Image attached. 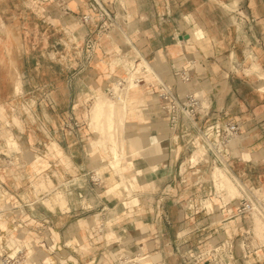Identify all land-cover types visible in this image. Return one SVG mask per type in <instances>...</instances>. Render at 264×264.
I'll return each instance as SVG.
<instances>
[{
	"label": "crops",
	"instance_id": "crops-1",
	"mask_svg": "<svg viewBox=\"0 0 264 264\" xmlns=\"http://www.w3.org/2000/svg\"><path fill=\"white\" fill-rule=\"evenodd\" d=\"M126 61L142 82L119 90L113 133L131 197L107 194L120 178L90 126ZM162 87L200 98L195 129L170 128ZM1 119L0 263L264 264L256 220L229 214L241 186L212 175L264 191V0H0ZM214 122L239 126L222 164L191 151Z\"/></svg>",
	"mask_w": 264,
	"mask_h": 264
},
{
	"label": "built area",
	"instance_id": "built-area-1",
	"mask_svg": "<svg viewBox=\"0 0 264 264\" xmlns=\"http://www.w3.org/2000/svg\"><path fill=\"white\" fill-rule=\"evenodd\" d=\"M96 6L100 10L99 17L108 18L107 12H105L96 2ZM89 17L84 16V21H88ZM143 72H146L143 69ZM138 72L135 73L134 86H138L142 79L137 76ZM187 79V78H185ZM123 82L120 84V86ZM158 98L163 101L162 109L165 111L170 128L177 126L179 121L184 122L186 130L195 129V116L200 113L202 109L201 100L194 94H184L178 96L173 94L170 89L162 87L158 92ZM239 131V126L234 122H226L220 124L219 122L211 123L201 130H198L196 135L197 141L204 146V155L210 156L215 162L222 164L220 158H225L226 150L229 148V142ZM193 142V141H192ZM194 143V142H193ZM261 191L259 188H249L241 190L240 197L237 198L239 201L238 206L235 207L234 214L229 211L230 217L248 215L253 219H257L264 224V199L260 197ZM255 219V220H256ZM17 254L10 256L9 254L3 256L0 264H13L14 258Z\"/></svg>",
	"mask_w": 264,
	"mask_h": 264
},
{
	"label": "bare ground",
	"instance_id": "bare-ground-1",
	"mask_svg": "<svg viewBox=\"0 0 264 264\" xmlns=\"http://www.w3.org/2000/svg\"><path fill=\"white\" fill-rule=\"evenodd\" d=\"M147 65V64H146ZM133 66V65H132ZM140 68L142 69H145V70H149L146 66H144L143 65V63L142 64H140ZM140 70V69H139ZM135 73H136V68H135V65L132 67V68H130L129 69V71L127 72V74H126V77H124L122 80H119V81H117V83H116V87H115V90H116V92H114V93H112L111 94V96H115V97H118V99L119 100H121L120 102H121V105L119 106V108H122V111L123 112H125V100H122L121 99V97H120V94H119V90L120 89H125V87H126V85H127V81L128 80H130V83H129V85H131V84H134V78H135ZM123 82V84L120 86V84ZM118 93V94H117ZM121 94L122 95H124L122 92H121ZM117 95V96H116ZM123 98H124V96H123ZM115 113H116V107L112 104H110V103H107L106 101H103V99H102V97H98L97 99H96V101H95V103H94V114H93V117H94V120H93V125L96 127V126H99L98 125V122H100L98 119L99 118H101L102 116H103V114H105L106 115V118H108V131L110 130V132L109 133H111L112 132V130H111V125H113L114 124V122H113V119H114V117H115ZM106 118H105V121H106ZM111 122H113V124H111ZM106 127V128H107ZM109 127H111L110 129H109ZM108 133V132H107ZM111 137H113V136H111ZM114 138V137H113ZM113 140V139H112ZM114 144H115V141H114ZM112 145H113V143H112ZM117 146V145H116ZM114 147V148H112L113 150L111 151V155L113 156V160L111 161V163H110V166L112 167V169H113V171H115L116 172V174H118L119 175V177L118 178H120V181L118 182V183H116L115 185H113V186H111L110 188H108V190H106L107 191V194H111V193H113V192H116V191H118V192H120L121 194L122 193H125L126 194V196H128V197H131L130 196V191H131V189L127 186V184H125V182H124V180H123V175H122V173H121V169H120V159H121V157H120V155H119V151H118V149H117V147ZM122 147V146H121ZM194 159V158H193ZM221 159V161H222V159L223 158H220ZM219 169V168H218ZM218 169H217V171H218ZM221 171V173H222V170H220ZM216 173V172H215ZM215 173H213V175H215ZM224 173V172H223ZM216 174H220V173H216ZM216 177H217V175H215ZM215 176H213V178L215 179ZM219 176V175H218ZM221 177H217V179H219V178H221V184L222 185H226L227 186V189H228V192H229V195L231 194V196L232 195H234L235 193H236V189H235V187L233 186V181H230V178L229 177H227V174L226 175H224V174H221L220 175ZM217 181V180H216ZM218 183V182H217ZM238 183V182H237ZM225 186V187H226ZM221 187V186H220ZM224 187V186H223ZM130 189V190H129ZM226 189V190H227ZM123 195V194H122ZM262 196V197H261ZM260 197L261 198H263L264 199V195L263 194H261L260 195ZM131 203H130V205H132V204H136L137 203V201H135V200H132V201H130ZM139 203V202H138ZM129 205V206H130ZM121 206L122 207H126V203H124V202H122L121 203ZM256 219V218H255ZM259 221V220H258ZM256 222H257V219H256ZM259 222H261V221H259ZM263 224V223H262ZM264 225V224H263Z\"/></svg>",
	"mask_w": 264,
	"mask_h": 264
},
{
	"label": "rangeland",
	"instance_id": "rangeland-1",
	"mask_svg": "<svg viewBox=\"0 0 264 264\" xmlns=\"http://www.w3.org/2000/svg\"><path fill=\"white\" fill-rule=\"evenodd\" d=\"M125 64H126V70H127V72L129 71V69L130 68H132L133 66H134V63L133 62H131V61H126L125 62ZM133 65V66H132ZM126 72V73H127ZM126 77V76H125ZM119 92V91H118ZM118 94V93H117ZM119 94H120V97H121V99L122 100H124L125 98H123V96L124 95H122L121 94V92H119ZM98 96H100V97H102V99H103V101H106V102H113V103H115V107H119L120 105H121V100H117V98L114 100V101H111V98L109 97L108 98V96L107 95H105V94H101V95H98ZM117 96V95H116ZM126 97V96H125ZM95 101H96V99H95ZM95 101H94V103H95ZM94 103H93V105H92V108H91V110H90V113H91V123H90V126H91V128H93L95 131H97L98 133H99V143H98V145L100 146V147H102V148H110V153H111V151L113 150L112 148H114L115 146H116V141H115V137H114V133H113V130L115 129V121L113 120V122H114V124H113V122H111V124H113V125H111V127H109V129L111 128V130H112V132L111 133H109L110 132V130L108 131V118H106V115H104V116H102L100 119H99V121L100 122H98V125L99 126H96L95 128H94V126H92V116H93V114H94ZM24 109H25V111L26 112H28L29 111V109L27 108V107H24ZM119 112H120V109H119ZM105 118H106V121H105ZM0 128L1 129H6L5 128V125H8V122L6 121V120H4V119H1L0 120ZM107 127V128H106ZM108 132V133H107ZM5 133H7V134H9V132H7V131H5ZM111 136H113V137H111ZM113 139V140H112ZM195 139H193L192 141L194 142L193 144H194V146L191 148V151H193V153L195 152V151H197L198 149H200L201 150V155H200V157H199V159H198V161H200V160H202V159H204V157L205 156H203L204 155V146H202L201 144H200V141H197L199 144H200V147H199V145H198V143L196 142V141H194ZM114 141H115V144H114ZM112 143H113V145H112ZM117 147V146H116ZM208 156V155H207ZM207 156L205 157V158H207ZM208 157H210V156H208ZM212 159V158H211ZM194 160V159H193ZM197 161V162H198ZM217 167L215 168V170H214V172L213 173H220V174H216L215 173V175H217V177H221L220 175L221 174H224V175H226L227 174V177H229L230 178V176H229V173H226V171H224V170H222V169H218V171H217ZM220 170H222V173H221V171ZM224 172V173H223ZM213 175V174H212ZM215 175H213V176H215ZM219 175V176H218ZM217 177L215 176V181H216V186H217V188L218 189H227V186L226 185H222L221 184V178H219V179H217ZM230 181H233V186L235 187V191H236V193L234 194V195H232L231 196V194H230V196L231 197H235V196H238L239 194H240V189H239V186H241V188H243V185L241 184V183H239L237 180H235V179H233V178H230ZM238 182V183H237ZM221 186V187H220ZM224 186V187H223ZM226 186V187H225ZM227 191H228V189H227ZM261 192H264V191H261ZM123 194V196H126V194L125 193H122ZM124 203L126 202H129V205H130V201H127L126 199H124V201H123ZM257 233L259 234V235H261L262 234V232H264V225L261 223V222H259L258 220H257Z\"/></svg>",
	"mask_w": 264,
	"mask_h": 264
}]
</instances>
